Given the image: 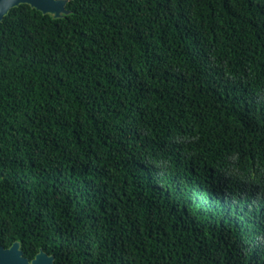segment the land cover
Masks as SVG:
<instances>
[{
	"label": "trees",
	"instance_id": "16d2710c",
	"mask_svg": "<svg viewBox=\"0 0 264 264\" xmlns=\"http://www.w3.org/2000/svg\"><path fill=\"white\" fill-rule=\"evenodd\" d=\"M0 22V242L55 264H264V0H69Z\"/></svg>",
	"mask_w": 264,
	"mask_h": 264
},
{
	"label": "water",
	"instance_id": "95a60500",
	"mask_svg": "<svg viewBox=\"0 0 264 264\" xmlns=\"http://www.w3.org/2000/svg\"><path fill=\"white\" fill-rule=\"evenodd\" d=\"M68 2L69 0H0V22L13 8L22 4H29L44 14L62 18L70 13ZM0 264H55V256L42 249L30 260L24 255L21 242L17 241L11 247H5L0 242Z\"/></svg>",
	"mask_w": 264,
	"mask_h": 264
}]
</instances>
